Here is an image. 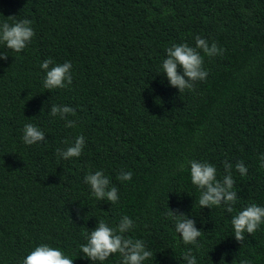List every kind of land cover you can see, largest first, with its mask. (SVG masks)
<instances>
[{"label":"trees","instance_id":"trees-1","mask_svg":"<svg viewBox=\"0 0 264 264\" xmlns=\"http://www.w3.org/2000/svg\"><path fill=\"white\" fill-rule=\"evenodd\" d=\"M24 18L36 33L29 46L16 53L0 44L8 54L0 58V264H22L41 244L94 264L81 251L84 234L124 216L134 221L126 238L152 252L143 264H187L189 249L197 264H264V224L243 244L231 224L247 206L264 207V0H0V23ZM197 35L224 51L198 49L209 75L180 93L158 72L167 48L195 47ZM49 58L50 67L72 63L71 85L43 87ZM51 105L74 108L76 126L51 116ZM27 123L47 141L25 144ZM80 135V157L57 154ZM190 159L213 164L221 181L224 162L232 164V213L201 208ZM101 170L118 203L97 200L85 183ZM121 171L132 179L118 180ZM171 210L195 220L199 248L184 244Z\"/></svg>","mask_w":264,"mask_h":264},{"label":"clouds","instance_id":"clouds-1","mask_svg":"<svg viewBox=\"0 0 264 264\" xmlns=\"http://www.w3.org/2000/svg\"><path fill=\"white\" fill-rule=\"evenodd\" d=\"M11 19L12 16H9ZM36 35L32 27V21L28 18L18 20L12 24L7 21L0 23V44L12 52L20 53L26 49ZM201 49L209 57L222 55L223 49L213 42L209 45L208 41L199 35L195 37V47L187 43L174 44L166 49L167 58L162 62V71L158 73L166 74L172 87L183 93L185 90H195V85L199 81H205L209 75L204 68V57ZM0 58L7 59V52H0ZM51 58L44 60L40 67L46 71L43 87L47 90L64 89L72 84V63L65 62L54 66ZM182 68L181 73L179 69ZM43 111V109L41 110ZM49 114L53 117L59 116L66 121L65 127L73 128L76 121L68 119L75 116L76 110L67 105H51ZM23 141L27 145L46 142V134L32 123H27L23 128ZM67 143V141H65ZM85 146V137H76L74 143L66 149H57V154L63 159L80 157ZM261 167H264V154L259 157ZM190 165L191 183L200 190L199 205L201 208H212L214 206H224L228 213L234 211L237 203L238 193L233 190L235 180L232 176V164L225 161V175L222 181L217 178L216 167L208 162H200L195 159L186 161ZM184 164L181 165L183 169ZM236 170L242 175H247L248 169L243 161L237 162ZM117 179L129 181L132 179V172L121 171ZM85 183L90 186L94 197L100 201H109L111 204L119 202L118 189L111 185L110 179L104 175L103 171L89 173L85 177ZM189 195H191L189 193ZM175 219L176 232L180 234L184 244L200 247L198 238L201 230L196 227L195 220L178 211L169 213ZM86 219V217H85ZM231 224L234 229L235 239L243 244L245 233L254 236L256 231L264 224V207L253 203L232 217ZM134 228V221L128 216H124L119 221L117 227L113 228L104 221H98V226L91 231L90 235L85 233L87 243L80 246L83 254L94 262H103L113 254H119L121 264H143L152 257V252L147 250L144 241L126 238L125 234ZM182 259L187 264H197L196 256L191 249L184 253ZM22 264H74V260L65 255L61 250L53 248L48 244L37 246L28 254ZM240 264H250L248 260H241Z\"/></svg>","mask_w":264,"mask_h":264}]
</instances>
